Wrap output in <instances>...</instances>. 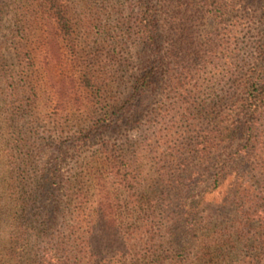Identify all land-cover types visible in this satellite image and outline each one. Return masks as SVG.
Masks as SVG:
<instances>
[{"label":"rangeland","instance_id":"374dc122","mask_svg":"<svg viewBox=\"0 0 264 264\" xmlns=\"http://www.w3.org/2000/svg\"><path fill=\"white\" fill-rule=\"evenodd\" d=\"M208 3L0 0V264L25 261H12L22 249L10 243L17 227L40 224L47 208L23 210L18 202L25 190L39 193L43 170L56 177L61 209H73L78 195L87 209L100 196L109 201L117 235L114 248L98 256L104 264H131L124 245L145 255L150 244L145 264L182 259L181 245L191 259L208 232L234 227L236 173H253L240 157L247 135L234 131L228 149L209 153L206 139L227 124L203 108L218 103L221 114L229 111L221 100L237 95L232 86L258 56L264 0H223L219 14ZM150 8L152 46L140 28ZM185 50L184 73L171 54ZM23 139L34 155L27 168ZM229 157L235 162L224 171Z\"/></svg>","mask_w":264,"mask_h":264},{"label":"trees","instance_id":"16d2710c","mask_svg":"<svg viewBox=\"0 0 264 264\" xmlns=\"http://www.w3.org/2000/svg\"><path fill=\"white\" fill-rule=\"evenodd\" d=\"M207 6L214 8V13L219 14L223 8V0H210ZM140 25L145 42L151 46L154 45L157 37L154 8L147 10ZM185 43L188 44L189 40L186 39ZM190 49L189 46L188 50ZM186 52L185 50L183 56L177 58L171 54L176 69L184 73L188 70L191 56ZM257 53L255 63L251 66L244 65L239 75L240 80L232 86L237 95L233 94L231 98L221 100L226 102L229 111H223L221 114L218 103H212L203 108L209 112L210 116H214V112L220 114L227 124L224 132L210 134L206 139L212 141L210 144L206 141L208 146L206 145L205 148L209 149V153L215 148L219 149L222 144L224 149H228L232 145L234 131L247 135L246 143L241 150L243 154L240 153L241 151L237 154L238 156L241 154V158L246 157L253 163V173L250 172L246 177L236 173L234 204L237 205L239 216L235 225L232 229L230 228V232L228 228H219L214 234L208 232L191 259L190 256L187 258L188 248L181 245L178 250L184 256L182 259L173 258L171 261L157 259L154 264H264V36L258 43ZM150 76L152 72L144 75L142 82L145 85L150 82ZM188 76L189 74L184 77L188 78ZM23 143L22 148L30 150L27 139H23ZM231 158L229 157L225 163L224 171L235 162L234 157ZM33 160V151L30 150L22 166L26 168L31 166ZM49 174L53 175L51 179L48 177ZM55 178L50 170L47 173L43 170L41 177L35 181L40 190L39 193L30 195L25 190L19 197L18 203L23 210H26L28 206L32 208L39 204L44 205L40 209L44 212L47 208V212L40 215L42 218L39 220L40 224L32 223L17 227V233L10 244L21 245L22 253H14L12 261L18 256H23L25 261H19L20 264H104L105 262L98 259V256L103 258L104 254L114 248L113 242L117 235L109 201L100 196L97 208L94 210L88 207V210L80 202L81 196L78 195L72 203H75L73 209L71 207L61 209L51 184V180ZM199 209L197 205L188 214V220L191 216L196 218ZM94 221L97 222L95 226ZM192 221L195 222V220ZM210 225L211 223H208L207 227ZM231 231H234L236 235L235 240H231ZM145 246V255L138 253L136 245H124L121 254L124 253V256L131 258V264H145V260L151 256L153 249L150 244ZM10 261H5L4 264H10Z\"/></svg>","mask_w":264,"mask_h":264}]
</instances>
